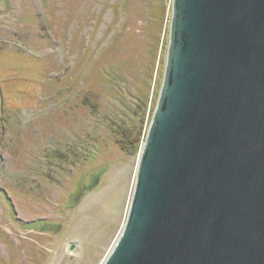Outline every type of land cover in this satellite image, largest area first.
Instances as JSON below:
<instances>
[{
  "label": "rangeland",
  "instance_id": "374dc122",
  "mask_svg": "<svg viewBox=\"0 0 264 264\" xmlns=\"http://www.w3.org/2000/svg\"><path fill=\"white\" fill-rule=\"evenodd\" d=\"M172 8L0 0V264L104 263L128 216Z\"/></svg>",
  "mask_w": 264,
  "mask_h": 264
},
{
  "label": "water",
  "instance_id": "95a60500",
  "mask_svg": "<svg viewBox=\"0 0 264 264\" xmlns=\"http://www.w3.org/2000/svg\"><path fill=\"white\" fill-rule=\"evenodd\" d=\"M103 264H264V0H173L164 81Z\"/></svg>",
  "mask_w": 264,
  "mask_h": 264
},
{
  "label": "flooded vegetation",
  "instance_id": "af4514ba",
  "mask_svg": "<svg viewBox=\"0 0 264 264\" xmlns=\"http://www.w3.org/2000/svg\"><path fill=\"white\" fill-rule=\"evenodd\" d=\"M41 222H42V221H41ZM46 227L49 228V222L47 223Z\"/></svg>",
  "mask_w": 264,
  "mask_h": 264
},
{
  "label": "trees",
  "instance_id": "16d2710c",
  "mask_svg": "<svg viewBox=\"0 0 264 264\" xmlns=\"http://www.w3.org/2000/svg\"><path fill=\"white\" fill-rule=\"evenodd\" d=\"M147 110V109H146ZM146 116V111H145V113H144V115H143V117H145ZM152 117V116H151ZM140 146V145H139Z\"/></svg>",
  "mask_w": 264,
  "mask_h": 264
},
{
  "label": "bare ground",
  "instance_id": "6f19581e",
  "mask_svg": "<svg viewBox=\"0 0 264 264\" xmlns=\"http://www.w3.org/2000/svg\"><path fill=\"white\" fill-rule=\"evenodd\" d=\"M147 136V135H146ZM146 139V138H145ZM145 141V140H144ZM144 144V143H143ZM143 146V145H142Z\"/></svg>",
  "mask_w": 264,
  "mask_h": 264
}]
</instances>
